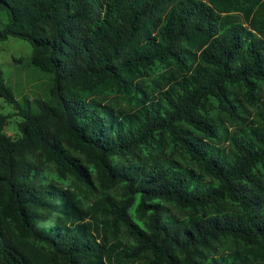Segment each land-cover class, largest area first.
<instances>
[{"label":"trees","instance_id":"trees-1","mask_svg":"<svg viewBox=\"0 0 264 264\" xmlns=\"http://www.w3.org/2000/svg\"><path fill=\"white\" fill-rule=\"evenodd\" d=\"M0 10L46 76L0 71V264H264V0Z\"/></svg>","mask_w":264,"mask_h":264},{"label":"rangeland","instance_id":"rangeland-1","mask_svg":"<svg viewBox=\"0 0 264 264\" xmlns=\"http://www.w3.org/2000/svg\"><path fill=\"white\" fill-rule=\"evenodd\" d=\"M97 3H101L102 0H94ZM6 22V15L3 10H0V26ZM30 45L27 41L8 36L5 40L0 41V71L4 80L12 87L14 92V98L19 100L22 96H26L31 99L34 96L40 94L41 87L46 83V76H42L32 68L27 67L25 58L29 55ZM264 103V101H263ZM260 105V104H259ZM257 106H243L244 121L240 124L226 123L227 130H232L234 127L244 124L251 112ZM0 112L12 113L13 108L10 104L2 102L0 100ZM18 117L12 114L8 123L4 128L6 134L10 136H16L17 131L15 122ZM224 146L220 144L219 146Z\"/></svg>","mask_w":264,"mask_h":264}]
</instances>
